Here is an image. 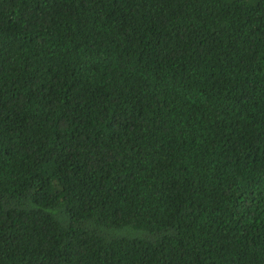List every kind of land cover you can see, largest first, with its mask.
<instances>
[{"label":"trees","instance_id":"obj_1","mask_svg":"<svg viewBox=\"0 0 264 264\" xmlns=\"http://www.w3.org/2000/svg\"><path fill=\"white\" fill-rule=\"evenodd\" d=\"M0 264H264V0H0Z\"/></svg>","mask_w":264,"mask_h":264}]
</instances>
